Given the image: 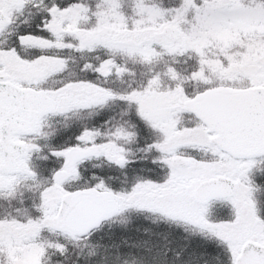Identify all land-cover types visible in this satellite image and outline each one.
Instances as JSON below:
<instances>
[{
    "label": "snow or ice",
    "instance_id": "obj_1",
    "mask_svg": "<svg viewBox=\"0 0 264 264\" xmlns=\"http://www.w3.org/2000/svg\"><path fill=\"white\" fill-rule=\"evenodd\" d=\"M0 264H264V0H0Z\"/></svg>",
    "mask_w": 264,
    "mask_h": 264
}]
</instances>
